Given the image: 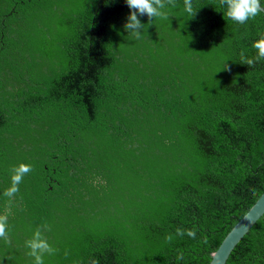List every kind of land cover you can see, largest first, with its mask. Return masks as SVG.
Wrapping results in <instances>:
<instances>
[{
	"label": "trees",
	"instance_id": "1",
	"mask_svg": "<svg viewBox=\"0 0 264 264\" xmlns=\"http://www.w3.org/2000/svg\"><path fill=\"white\" fill-rule=\"evenodd\" d=\"M190 3L137 39L126 0H0V264H210L264 192V12Z\"/></svg>",
	"mask_w": 264,
	"mask_h": 264
},
{
	"label": "clouds",
	"instance_id": "2",
	"mask_svg": "<svg viewBox=\"0 0 264 264\" xmlns=\"http://www.w3.org/2000/svg\"><path fill=\"white\" fill-rule=\"evenodd\" d=\"M127 5L132 10L131 14L127 18V22L124 25L128 34L134 35L139 39L143 34L144 24L141 22L140 17L147 14L149 17L156 18L166 16L167 7L175 6L174 0H126ZM223 4L226 6V15L229 19L244 24L248 20L255 18L260 13L264 12V0H223ZM185 11L192 17L195 13L190 0H186ZM254 47L258 52L264 54V43L256 42ZM249 63H252L250 60ZM29 169L25 167L24 172ZM20 177H15V180H19ZM5 227L3 223H0V236H5ZM195 235V233H190ZM40 233H36V239L29 241V245L32 248V255L36 257V264H43L42 253L45 251L51 252L50 245L39 238Z\"/></svg>",
	"mask_w": 264,
	"mask_h": 264
},
{
	"label": "water",
	"instance_id": "3",
	"mask_svg": "<svg viewBox=\"0 0 264 264\" xmlns=\"http://www.w3.org/2000/svg\"><path fill=\"white\" fill-rule=\"evenodd\" d=\"M264 215V192L239 219L212 254L210 264H226L232 251L253 225Z\"/></svg>",
	"mask_w": 264,
	"mask_h": 264
}]
</instances>
